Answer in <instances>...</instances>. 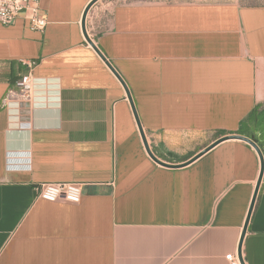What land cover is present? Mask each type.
Listing matches in <instances>:
<instances>
[{
  "label": "crops",
  "instance_id": "crops-1",
  "mask_svg": "<svg viewBox=\"0 0 264 264\" xmlns=\"http://www.w3.org/2000/svg\"><path fill=\"white\" fill-rule=\"evenodd\" d=\"M91 1L40 0L44 32L24 15L0 23V103L24 62L38 61L32 103L18 116L17 102L0 107V264H228L259 179L257 151L233 139L185 167L157 164L126 89L84 36ZM86 30L161 161L184 164L228 135L264 151V6L99 0ZM185 146L171 161L168 151ZM41 183L81 184L82 200L40 199ZM242 257L264 264V175Z\"/></svg>",
  "mask_w": 264,
  "mask_h": 264
},
{
  "label": "built area",
  "instance_id": "built-area-1",
  "mask_svg": "<svg viewBox=\"0 0 264 264\" xmlns=\"http://www.w3.org/2000/svg\"><path fill=\"white\" fill-rule=\"evenodd\" d=\"M26 16L27 27L32 31L44 32L49 24L44 14L40 0H0V23L3 26H11L21 16ZM27 72L16 82L0 103L1 108H8L9 102H17L16 115H19L20 107L25 103L31 104L34 97L35 76L34 71L38 61H25ZM8 158V163L12 162ZM8 164V168L13 165ZM29 168V164L21 168ZM37 196L48 202L65 200L72 203H80L82 200V185L78 183H41L36 186ZM228 264H242L238 253L226 256Z\"/></svg>",
  "mask_w": 264,
  "mask_h": 264
},
{
  "label": "water",
  "instance_id": "water-1",
  "mask_svg": "<svg viewBox=\"0 0 264 264\" xmlns=\"http://www.w3.org/2000/svg\"><path fill=\"white\" fill-rule=\"evenodd\" d=\"M98 1L99 0H92L88 4V6L86 7V9L84 11L83 18H82V30H83L84 36H85L87 42L102 57V59L106 62V64L109 66V68L112 70V72L118 77V79L121 81V83L123 84L124 88L126 89L127 96H128V99H129V101H130V103L132 105V109H133V112H134V116H135V119H136V122H137V125H138V128H139V131H140V134H141V137H142V140H143L145 149H146L147 153L149 154V156L157 164H159L161 166H164V167H169V168L185 167V166L190 165L191 163L195 162L197 159H199L200 157H202L203 155H205L206 153H208L209 151H211L217 145H219V144H221V143H223L225 141L233 140V139H235V140H242V141L250 144L257 151V153L259 155V158H260V164H261L260 175H259V179H258V182H257V185H256L255 193H254V196H253L251 205H250V209H249V212H248V216H247V219H246V223H245V226H244V229H243V232H242L240 244H239V247H238V256L240 258V261H241L242 264H245L244 263V260H243V257H242V245H243V242H244V238H245V235H246V232H247V229H248V224H249V221H250V218H251L253 209H254V205H255V202H256V199H257V196H258V193H259V189H260V186H261V182H262V179H263V175H264V151H263L262 145L259 144V142L256 141L252 137H246V136H241V135H228V136H223V137L219 138L213 144H211L210 146H208L206 149H204L202 152H200L198 155H196L194 158H192L191 160H189L188 162H186L184 164H179V165H176V164H168L166 162L161 161L159 158H157L156 155L153 153L152 149L150 148L149 144H148L147 138L145 136V133H144L142 124H141L140 119L138 117V113H137V111L135 109V106L133 104L132 97H131L130 91L128 90V87L126 86L125 82L120 77V75L117 73V71L113 68V66L111 65V63L106 60V58L99 51V49L94 45V43L92 42V40L89 38V36L87 34V30H86V20H87V16H88V13H89L90 9Z\"/></svg>",
  "mask_w": 264,
  "mask_h": 264
},
{
  "label": "rangeland",
  "instance_id": "rangeland-1",
  "mask_svg": "<svg viewBox=\"0 0 264 264\" xmlns=\"http://www.w3.org/2000/svg\"><path fill=\"white\" fill-rule=\"evenodd\" d=\"M128 2H179V3H206V4H225V3H238L239 5L243 6H264V0H126ZM260 136V139L264 140V124L263 128H261L260 134H258V137ZM214 138V135H208L205 137L197 138L193 141H190L189 149L190 150H198L202 146L208 144L211 139ZM184 148H181V150L175 149V150H169L168 151V157L171 159V161H177L179 157L181 156L184 151L188 150Z\"/></svg>",
  "mask_w": 264,
  "mask_h": 264
},
{
  "label": "trees",
  "instance_id": "trees-1",
  "mask_svg": "<svg viewBox=\"0 0 264 264\" xmlns=\"http://www.w3.org/2000/svg\"><path fill=\"white\" fill-rule=\"evenodd\" d=\"M17 80V79H16ZM259 111H258V107H256V109H254L252 111V113L248 116L246 122H252L255 121L258 117ZM246 122H242V126L246 123ZM220 135H226L225 133H219Z\"/></svg>",
  "mask_w": 264,
  "mask_h": 264
}]
</instances>
